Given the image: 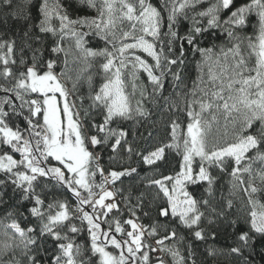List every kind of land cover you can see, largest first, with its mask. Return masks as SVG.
Here are the masks:
<instances>
[{
    "label": "snow or ice",
    "instance_id": "snow-or-ice-1",
    "mask_svg": "<svg viewBox=\"0 0 264 264\" xmlns=\"http://www.w3.org/2000/svg\"><path fill=\"white\" fill-rule=\"evenodd\" d=\"M79 2L95 10L98 15L72 19L59 0H42L38 6L39 24L35 27H38L41 33L59 36V41L51 51L64 54L66 68L69 52L62 47L60 41L68 37L75 40V47L83 60L96 57L105 60L101 65L105 82L91 97L93 106L104 109L103 123L93 125L102 136L93 135L88 142L95 147L108 145L109 141L113 140L110 147L112 152L116 153L122 140L127 143V132L109 127L113 119L131 118L133 111L139 115H147L141 106V101H137L133 109L129 94L125 90L123 70L131 66L133 81L137 79L136 72L143 70L153 86V92L162 91L165 67L170 71L172 65L183 63V44L176 59L163 56L162 41L160 50L157 51L156 41H160L164 17L150 0H135V3L129 0H79ZM203 2L204 0H180L177 6L176 0H164V6L168 9V32L165 35L170 38L169 51L172 50V42L176 39L193 45L194 51L199 52L203 57L202 64L208 67V80L205 81L201 73L198 80L193 82L192 89L182 96L186 104L184 110L189 118L186 134L182 136L180 125L173 121L172 142L152 151L144 156L143 160L148 165L155 164L163 158L166 147L182 155L181 169L175 176H163L161 179L149 181V184L155 185L159 194L166 198L168 207H162L159 214L165 217L169 214L172 217H179L181 224L193 229L192 235L198 240L205 238L204 229L200 227L204 213L200 211L199 204L207 205L208 201H197L187 188L189 185L206 181L209 186L206 191L210 194L214 178L208 169L215 166L223 171L228 160L234 161L235 166L230 173L234 181L233 188L235 189L237 185L241 187V190L247 194V202L252 209L248 214L249 231L241 230L236 236L238 246L230 249L232 253L242 254L243 250L251 251L255 243V237L250 235V232L264 236V203L253 199L254 194L264 189H259L252 183L257 178L264 183V152L260 150V145L264 144V0H249L248 3L239 6L235 5L234 0H215L206 9L194 14L190 33L178 37L174 30L178 16L182 15L184 19H188L184 10ZM4 3L11 6L12 0H4ZM224 10H229L230 14L222 20L220 13ZM12 15L28 22L27 30L24 32L27 37L34 27L31 23V14L24 11L22 14L13 12ZM251 15L257 18L254 26L256 34L254 37L242 38L236 29L244 28ZM204 18H207L206 26L201 24ZM53 19L59 21V27L53 26ZM125 22H127V30L124 29ZM81 28H87L88 31H80ZM209 29H220L233 42L232 47L227 50L221 48L220 54L216 56L214 65L218 71H214L213 63H210L213 58V48H200L197 43V36ZM92 34L102 40L105 47L99 49L85 47V37ZM129 40L131 42H128ZM245 40L247 55L242 51ZM14 46L15 40H0V64L3 65L0 75L5 79L13 76L12 69L8 65L16 63L12 58ZM4 49L6 51H3ZM137 50L147 53L154 64H149L141 56L136 55ZM162 56L164 65H162ZM253 56L255 63L250 66L249 61ZM32 60V66L20 72L11 87L0 85V90L6 93L4 97H0V145L7 146L21 157L16 160L8 152L0 155V171L8 175V181L14 186V192L18 189L22 193L18 203L31 202L32 206L27 212L38 221V225L21 227L15 219L5 224V236L13 243H4V253L7 254L14 247L22 245V253L27 257L28 264H41L38 256L43 251L42 242L45 237H49L56 242L58 250L51 264H88L87 261L77 260L81 255L80 245L74 244L67 233L62 234L57 230L72 218L67 203L54 200L45 204L41 193L36 191L35 182L39 177H51L57 184L71 189L77 198L76 212L80 213L79 218L82 221H87L91 238L90 249L93 254H99V264H137V260L141 264H149L148 251H143L141 256H137L145 247L151 248L144 243L145 227L138 224L135 219H127L124 224L130 226L131 230L126 231L119 219L107 220L110 213L114 210L119 211V205L114 202L116 193L108 190L106 186L109 183L114 185L121 177L131 176L136 169L111 171L107 176L104 175V169L98 163V155L94 156L85 146L81 125L74 119V115L78 117L79 113H74L70 108L68 91L53 72L55 61H47V70L40 73L36 67L35 52ZM20 63L23 65L25 61L21 59ZM154 69H160L159 75L154 74ZM65 75L66 72L60 73V76ZM172 75L173 81L179 82V74ZM132 87L135 90V83ZM29 94H42V99L26 100L25 96ZM57 94L63 98L62 106L58 102ZM143 94L142 91L141 95ZM13 96L15 100L20 101L19 105L15 103ZM5 106L10 111H6ZM175 106L173 104V107ZM25 108L29 113L24 117L26 126L24 128L10 126L9 116H22ZM62 112L66 117V123L61 117ZM37 116H42V122L34 121ZM257 121L260 123L257 134L245 135L244 133ZM126 150L131 153V145H127ZM252 150H255V155L247 156ZM49 157L60 162L62 167H48L45 162ZM197 158L199 167L194 173L192 165ZM93 161L97 163L95 169L90 171ZM256 161H259L262 167L254 170L253 164ZM66 172L72 174L71 179L66 177ZM97 173L102 178L99 184H95L93 179ZM245 174L248 176L247 186L243 178ZM5 183L7 181L0 180V185ZM93 187L99 189V192H94ZM80 190H84L86 196H82ZM2 196L3 193L0 192V197ZM109 198H112L113 202L105 203ZM84 205L91 207V213L84 211ZM227 206L229 208L232 206L231 200L227 201ZM97 208L100 209L99 212ZM129 211L135 216L132 209ZM6 215L11 217L13 212L9 211ZM219 215L223 216V213ZM101 216L108 224L107 230L101 229ZM208 223L213 224L214 220L209 219ZM230 223L235 228L237 222L232 220ZM8 229L12 230L13 235L8 236ZM69 231L77 233L79 229L75 225H70ZM117 233L126 238L117 239ZM156 234L155 226L147 231L148 236ZM176 236V231L172 230L168 235L157 240L158 247L151 250L170 254L173 264H185L184 256L175 245L172 247L165 245V241L173 240ZM17 239L19 243H14ZM183 239L180 237L181 241ZM109 244L118 250V255L106 250ZM9 264L13 262L9 261ZM15 264L19 262L16 261ZM157 264H165L163 257H157Z\"/></svg>",
    "mask_w": 264,
    "mask_h": 264
},
{
    "label": "trees",
    "instance_id": "trees-1",
    "mask_svg": "<svg viewBox=\"0 0 264 264\" xmlns=\"http://www.w3.org/2000/svg\"><path fill=\"white\" fill-rule=\"evenodd\" d=\"M42 0H12L11 6L4 3V0H0V40H15V46L12 53V58L16 60L15 64H9L8 67L12 69L13 76L5 79L0 75V85L3 87H11L15 82L20 72L26 71L27 67L32 66L33 53H36V67L39 72H44L46 68V62L54 60L55 65L53 70L63 80L64 85L69 90V99H71L75 113L78 112L77 119L81 122V128L84 134V140L87 147L93 152L94 156L99 157L98 163L100 167L104 169V172L109 173L111 171H124L126 169H136V172L131 176L121 177L114 184V191L117 195L116 203L119 205V211H113L107 217L108 221L113 218L120 220L121 225L130 231V226L124 224L127 219H135L140 225L145 227V245H150L151 248H157L154 244L157 240L163 236L168 235L172 230L176 231V238L173 240L165 241V245L168 247L176 246L182 256L185 258V264H264V236H259L253 232L250 235L255 237V243L252 245V250H243L242 254L232 253L231 248L238 246L236 241L237 234L243 231H249L250 220L249 213L252 210L248 205V196L241 190V187L233 188V177L230 175L234 165V161L228 160L224 165L222 171L218 167H210L208 170L211 176L214 178V182L211 186V193L209 194L207 182H199L195 185H189L187 190L197 201L207 200L208 204H199V209L204 213L202 217L200 227L204 229V239H195L192 235L193 229L186 228L180 223L179 217L161 216L159 210L162 207H168L166 198L162 194H159V190L155 185H150L149 181L161 179L163 176H175L181 169L182 155L174 149L165 148L163 158L156 161L153 165H148L143 157L148 153L155 151L164 145L172 142V122L175 121L180 125L182 136L186 134L187 123L189 118L186 115V104L182 99L183 94L188 93L193 87V82L198 80V77L203 73L204 80H208V67L202 64L203 57L197 51H194V46L187 44L185 41L176 39L172 42L169 51V37L165 35L168 32V9L164 6V0H150V2L161 11L164 17L161 27L160 41H156L157 51L160 50L161 41L163 42V56H167L169 59H176L180 55L181 44H183L184 55L182 57L183 63H177L171 66V70L168 71L165 67V75L163 77V90L153 92V86L143 70L136 72L137 79L133 81L130 77L128 68L125 70L124 75H128V85L130 89L126 88V92L129 94V99L133 109L136 107V102L141 101L143 110L147 112V115H139L135 111L131 118L120 119L114 118L109 127L116 130H124L127 132L126 142L122 140L120 147L116 153L111 150V143L108 145L93 147L89 142V138L93 135L102 136L93 125H99L103 123L104 109L100 106H93L91 97L99 90V87L105 82V74L101 68V65L105 62L103 58L96 57L90 58L87 61L80 58V53L75 47V40L71 37L65 38L60 41L62 47L69 52L67 57L68 65L65 67V56L63 53H53L51 49L59 41V36H53L51 33H41L38 27L40 16L38 14V6ZM131 3H135V0H129ZM177 6L180 0H176ZM215 0H204L203 3L195 5V7H189L184 12L189 17L184 19L183 16H178L177 22L174 26V30L177 32L178 37L186 36L190 33L193 27L192 17L196 12L206 9L210 3ZM249 0H234L236 6L243 3H248ZM59 3L67 10L68 15L72 19L77 17H95L98 13L88 8L86 5H82L79 0H59ZM27 11L31 14V23L34 27L26 37L24 32L27 30L26 21L17 18L12 15L13 12L23 13ZM230 14L229 10H224L220 13L221 19H226ZM196 19H200L196 17ZM257 18L255 15H251L248 18L247 25L242 29H236V32L243 38L245 36H255V28ZM54 27H59V21L53 19ZM207 18L201 20V24L206 26ZM79 27V26H77ZM124 29L127 30V22H125ZM80 31H88L87 28H81ZM150 39V38H149ZM85 47L93 49H99L105 47L102 40L97 38L94 34L85 37ZM197 43L200 48H213V58L210 63H213V70L218 71L215 68L214 61L216 56L220 54L221 48L227 50L232 47V43L226 33H223L220 29H209L202 35L197 36ZM38 50V51H37ZM109 50L111 47L109 46ZM3 51H6L4 49ZM242 51L247 55V41H244L242 45ZM146 59L149 64H154V61L147 53L139 52ZM162 56V65L165 64ZM23 59L25 63L22 65L20 60ZM255 63V57L253 56L249 61L250 66ZM90 65V66H89ZM3 69V65L0 64V70ZM131 71H133L131 69ZM61 72H66L65 76H60ZM160 69H154V74L159 75ZM173 73H178L179 82L173 81ZM70 77V79H69ZM89 77L91 80L89 81ZM133 83L136 88L133 90ZM75 84V86H74ZM203 86V85H201ZM210 87V85H209ZM143 91V96L141 92ZM180 93V95H177ZM6 93L0 90V97H4ZM13 99L17 105L20 104L19 100ZM26 100L30 99H42V94H29L25 96ZM173 104L176 106L173 107ZM6 111H10L5 106ZM19 112V108H17ZM87 113V115H86ZM29 115L27 109L23 110V115L9 116L8 123L12 127L24 128L26 121L24 117ZM34 121L42 122V116H37ZM260 128L259 121L253 124L251 129H248L244 134L247 135L257 134ZM127 145H131L132 152L129 153ZM260 150L264 152V144L260 145ZM8 152L13 155L14 159L19 160L20 154L12 151L10 148L4 145H0V155ZM255 155V150L247 153V156L252 157ZM114 157V158H113ZM48 167H62L61 163L56 161L53 157H49L45 162ZM97 161H93L90 166V171L95 169ZM43 166V165H42ZM194 173L198 171L199 160L193 162ZM262 167L259 161L253 164V169L257 170ZM66 177L71 179L72 174L65 173ZM245 186H247L248 176L244 175ZM95 184L101 183V176L99 173L93 178ZM0 180L7 181L4 185H0V192L3 196L0 197V264H9L12 261L15 264L16 261L19 264H28V259L23 255V246L14 247L13 250L7 252L3 251V245L8 241L5 236L4 225L11 223L13 219L17 220L21 227H36L38 221L29 215L27 209L32 206L31 202L18 203L22 193L20 190H15L14 186L8 181V175L0 171ZM252 183L259 189H264V183L257 178ZM113 185V184H112ZM36 191L41 193L42 199L45 200V204L52 201L66 202L72 218L70 221L64 222L62 226L57 228L62 234L67 233L69 239L76 245L81 247V255L77 257V260L87 261L88 264H99V254H93L90 249L91 238L89 234V226L87 221H82L80 213L76 212L77 198L72 193L71 189L67 186L59 185L51 177H39L35 182ZM82 196H86L84 190H80ZM94 192H99V189L93 187ZM138 198H140L138 200ZM253 199L259 200L260 203H264V190L253 195ZM232 201V206H227V201ZM139 205V206H137ZM84 211L91 213L92 209L88 205L83 206ZM129 209L135 212V216H132ZM215 209V212H213ZM12 211L13 216L8 217L7 212ZM99 212L100 209L98 208ZM223 213L220 216L219 213ZM147 213V215H145ZM138 218V219H137ZM104 217L101 216V229L107 230L108 224L104 222ZM214 220L213 224H209L208 220ZM235 220L236 226L233 228L230 221ZM70 225H75L79 231L77 233H71L69 231ZM152 226L156 227L157 234L155 236H148L147 231ZM38 230V229H37ZM8 236L13 235L11 229L7 230ZM214 234V235H213ZM117 239H124L126 237L121 234H116ZM183 237V241L180 240ZM65 242V241H61ZM14 243H19L18 239ZM43 251L39 254L41 264H51L52 258L58 253L56 242L51 238L45 237L43 240ZM108 250L118 255L116 250L110 244L107 246ZM151 248L145 247L141 253L137 256H141L143 251L149 253V264H156L157 257H163L165 264H173V258L166 252H160L159 255L155 254ZM35 251V250H34ZM33 254V253H30ZM127 254V253H125ZM137 264H141L137 260Z\"/></svg>",
    "mask_w": 264,
    "mask_h": 264
},
{
    "label": "rangeland",
    "instance_id": "rangeland-1",
    "mask_svg": "<svg viewBox=\"0 0 264 264\" xmlns=\"http://www.w3.org/2000/svg\"><path fill=\"white\" fill-rule=\"evenodd\" d=\"M128 42H131V40H129ZM139 52H141V51L137 50L135 54L141 56L142 59L146 60V59L142 56V54H140ZM129 69H130L129 75H130V77H131V72H132V71H131V66H129ZM46 70H47V69H45L44 71H46ZM126 70H127V69H126ZM37 71H38V70H37ZM38 72H39V71H38ZM53 72H54V74L57 75V77H58V79L60 80L61 84L67 89V87L64 85L63 80L59 77V75H58L54 70H53ZM40 73H43V72H40ZM124 73H127V72H125V70H123V76H122V78H123L124 81H125L126 88H127V89H130L131 86L128 85V84H129V83H128V81H129L128 75H127V74L124 75ZM125 90H126V89H125ZM67 91H68V97H67V99H68V103H69L70 108L72 109V111L75 113V110H74V108H73V105H72L71 99H69V94H70V92H69L68 89H67ZM57 99H58V102H60V105L62 106L63 98L60 97L59 94H57ZM61 117H62L63 120H65V123H66V117L64 116L63 112L61 113ZM74 119H76L77 122L81 125V122L77 119V117H76L75 115H74ZM80 130H81L82 136L84 137V134H83L82 128H81ZM85 146L87 147L86 142H85ZM87 148H88V147H87ZM88 150L90 151L89 148H88ZM150 153H151V152H150ZM148 154H149V153H148ZM148 154H147V155H148ZM108 190H109V189H108ZM97 198H98V197H97ZM112 202H113V200H112ZM114 202H116L115 198H114ZM257 211H259V209H257ZM106 250L109 251V252H112V251L108 250V248H106ZM112 253H113V252H112ZM113 254L115 255V253H113ZM156 264H157V263H156Z\"/></svg>",
    "mask_w": 264,
    "mask_h": 264
},
{
    "label": "built area",
    "instance_id": "built-area-1",
    "mask_svg": "<svg viewBox=\"0 0 264 264\" xmlns=\"http://www.w3.org/2000/svg\"><path fill=\"white\" fill-rule=\"evenodd\" d=\"M107 175H108V173H105V176H107ZM108 188H109L110 190H112V191L114 190V186L111 185V183L108 184ZM107 202H110V199H108ZM154 244L156 245V242H154ZM155 254H156V255H159V254H160V251H155Z\"/></svg>",
    "mask_w": 264,
    "mask_h": 264
}]
</instances>
